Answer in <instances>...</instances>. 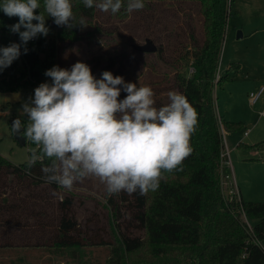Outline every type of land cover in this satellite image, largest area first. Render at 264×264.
<instances>
[{"label":"trees","instance_id":"obj_1","mask_svg":"<svg viewBox=\"0 0 264 264\" xmlns=\"http://www.w3.org/2000/svg\"><path fill=\"white\" fill-rule=\"evenodd\" d=\"M79 1L80 5L72 4L75 18L77 11L92 16L95 7L87 8L83 0ZM179 1L199 2L204 17L202 40L192 31L187 41L190 52L184 58L188 56L190 62L189 74L176 75L178 89L197 113L196 130L190 140L193 150L183 161L182 170L162 172L159 188L145 195L138 192L110 195L107 206L115 233L111 235L101 225L98 214L89 216L84 223L77 220L74 198L63 197L60 186L45 182L39 162L26 171L27 163L15 165L0 155V220L6 217L5 225L15 221V226L23 222L39 227L44 245L57 249L108 247L107 264H264V248L258 246L264 242V203L245 202L238 194L239 199L230 200L229 193L223 190L226 184L223 130L236 131L242 125L219 117L214 91L222 80L221 76L217 79V74L233 0ZM18 20L0 11V47L21 43L19 35L9 27ZM46 26L53 36H38L29 41L27 54L22 45L19 60L0 72V93L27 89L34 92L41 83H51L45 71L58 66L60 45L72 41L79 30L76 26H57L52 17L47 18ZM150 43L155 51L143 54L162 53L161 46ZM98 57L97 64L100 60L107 61L105 55ZM29 144L33 143L26 140V145ZM240 147L264 151V143L251 146L242 143ZM245 219L252 223V230ZM148 245L155 259L142 261L138 256L139 261H134L129 257Z\"/></svg>","mask_w":264,"mask_h":264},{"label":"rangeland","instance_id":"obj_2","mask_svg":"<svg viewBox=\"0 0 264 264\" xmlns=\"http://www.w3.org/2000/svg\"><path fill=\"white\" fill-rule=\"evenodd\" d=\"M123 2L124 7L116 14L95 8L93 15L88 17L77 11L76 23L83 19L86 27L77 25L79 31L74 39L60 45L57 65L71 69L79 61L89 65L97 79L101 78L102 72L110 71L114 76H122L125 82L150 86L157 106H162L168 103L169 91L181 93L176 75L189 74L190 62L188 56H184L190 52L187 41L192 31L196 38L202 40L204 17L200 12V3L144 0L142 10L129 13L126 11L127 1ZM72 4L80 5L81 2L73 0ZM52 36L49 31L47 37ZM150 41L161 46L162 53L143 54V48ZM100 55H105L107 61L100 60L97 64ZM219 74L222 80L214 89L219 115L226 121L232 119L242 123L240 129L225 132L231 152L223 190L229 192L234 184L242 183L245 186L244 201L264 203V151L252 154L246 148L236 147L233 150L231 143L232 136L238 143L248 146L264 143V118L259 115L264 107L260 108L263 100L254 106L249 101L250 92L264 85V0H233L230 3L218 80ZM19 93L22 97L18 102H10L6 94L0 93V155L15 165L27 163L32 151L36 150L33 144H19L11 128L17 118L22 124H27V115H21L22 104L30 97L34 98L33 89ZM126 95L122 90L119 99ZM225 148L227 150V143ZM235 150L241 156L258 155L262 161L235 163ZM61 195L74 198L75 215L79 222L84 223L89 216L98 214L101 225L111 235L115 234L111 228L114 220L107 206L110 194L98 178L89 177L76 183L71 190L61 188ZM52 206H49V211ZM1 219L0 264H107L108 247L57 249L45 246L41 238L43 231L39 227L23 222L15 226V221L5 225L3 220L6 217ZM138 256L142 261L151 260L154 258L152 247L148 245L139 254L129 257L139 261Z\"/></svg>","mask_w":264,"mask_h":264},{"label":"clouds","instance_id":"obj_3","mask_svg":"<svg viewBox=\"0 0 264 264\" xmlns=\"http://www.w3.org/2000/svg\"><path fill=\"white\" fill-rule=\"evenodd\" d=\"M83 4L112 14L124 7L123 0H83ZM144 7V0H127L126 11ZM0 11L19 18L9 27L21 41L0 47V72L20 57L22 45L27 54L30 40L49 34L48 17L57 26L86 27L83 19L76 23L70 0H2ZM44 75L51 83H41L34 98L22 104L27 124L17 118L11 127L39 146L26 171L39 162L45 182L67 190L95 177L110 195H145L159 188L162 172L182 170L193 150L190 140L197 125V113L185 95L169 91L168 103L158 107L150 86L125 82L110 71L97 79L90 66L79 61L71 69L53 66ZM122 90L127 95L119 99Z\"/></svg>","mask_w":264,"mask_h":264},{"label":"built area","instance_id":"obj_4","mask_svg":"<svg viewBox=\"0 0 264 264\" xmlns=\"http://www.w3.org/2000/svg\"><path fill=\"white\" fill-rule=\"evenodd\" d=\"M34 40L35 39L30 40V41L33 42ZM192 71L193 70L191 69L190 72H192ZM218 77H220V74L218 75ZM261 99L263 100V106H264V85L260 86L256 90H252L250 92V94H249V101H250L251 105H253V106L256 105V104H258V102ZM259 115H260V117L264 118V107L261 110V112L259 113ZM223 132H224V130H223ZM245 135L247 136L248 135V132H246ZM36 149H39V146H37ZM223 158H224L226 164L229 166L230 165V155H229V150L228 149L226 150V148H225V151H224V154H223ZM226 178H228V177L226 176ZM228 193H229L228 194V197H229L230 200H233V199L236 198V195L238 194V192H237V188H236L235 184H234V188H231ZM245 221L248 224L249 230H252V226L248 222V220L245 219Z\"/></svg>","mask_w":264,"mask_h":264},{"label":"crops","instance_id":"obj_5","mask_svg":"<svg viewBox=\"0 0 264 264\" xmlns=\"http://www.w3.org/2000/svg\"><path fill=\"white\" fill-rule=\"evenodd\" d=\"M262 86V85H261ZM253 106V105H252ZM263 107V104H261L260 105V108H262ZM260 110V109H259ZM218 114H219V112H218ZM219 117L222 119V120H225L223 117H221L220 115H219ZM229 122H232V123H237V122H235V121H233L232 119H231V121H230V119H229ZM250 127V126H249ZM225 132L227 133V132H229V133H232V132H234V131H226V130H224V132H223V137H224V142H225V144L227 143V149L229 150V152H231L230 151V144L228 143V139H227V136L225 135ZM227 141V142H226ZM232 148H233V150L237 147V148H240V149H243V150H245V148L243 147H240V144H242V143H238L235 139H234V137L232 136ZM229 144V145H228ZM246 151H250L249 149H247L246 148ZM252 154H256V153H258V152H253V151H250ZM234 154H235V158H236V161H235V163H244V162H249V161H251V162H255V161H262L260 158H259V156L258 155H245V156H241L238 152H236V150L234 151ZM259 154V153H258ZM241 159H242V161H241ZM226 172V171H225ZM237 177V182H238V176H236ZM224 185H225V183H224ZM236 188H237V192H238V196L244 201V199H243V190H244V188H245V186H244V184L242 185V183H239V185H237L236 186ZM246 202V201H245Z\"/></svg>","mask_w":264,"mask_h":264},{"label":"water","instance_id":"obj_6","mask_svg":"<svg viewBox=\"0 0 264 264\" xmlns=\"http://www.w3.org/2000/svg\"><path fill=\"white\" fill-rule=\"evenodd\" d=\"M155 49L156 48L151 43L143 48L144 51H155ZM6 97H7V100L10 102H18L19 100H21L22 95L21 93H9V94H6ZM20 132L21 133L23 132V128H21ZM14 137L19 142V144H21L22 146H26V138H24L19 133H14Z\"/></svg>","mask_w":264,"mask_h":264}]
</instances>
